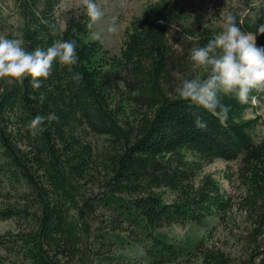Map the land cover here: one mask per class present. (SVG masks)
<instances>
[{
  "label": "trees",
  "instance_id": "trees-1",
  "mask_svg": "<svg viewBox=\"0 0 264 264\" xmlns=\"http://www.w3.org/2000/svg\"><path fill=\"white\" fill-rule=\"evenodd\" d=\"M14 2L28 51L75 40L79 59L71 71L54 62L38 89L30 78H0V222L9 224L0 264H264V135L261 116H246L264 90L245 104L220 93L230 109L224 122L176 91L205 75L190 49L222 29L158 0L113 53L89 38L83 7L60 13L62 0ZM231 15L245 32L264 24L253 7ZM4 19L0 9V35ZM256 37L264 46V34ZM37 114L52 119L33 135L26 125ZM216 160L237 165V197L204 173ZM188 223L206 234L182 241L173 227Z\"/></svg>",
  "mask_w": 264,
  "mask_h": 264
},
{
  "label": "clouds",
  "instance_id": "clouds-1",
  "mask_svg": "<svg viewBox=\"0 0 264 264\" xmlns=\"http://www.w3.org/2000/svg\"><path fill=\"white\" fill-rule=\"evenodd\" d=\"M80 2L91 23L103 17L104 13L94 0ZM223 21L221 32L204 46L190 49L188 59L197 68L203 69L205 75L183 79L176 90L180 99L189 101L221 122L228 119L230 109L221 102L220 93L234 95L239 103L245 104L254 89L264 90V46H258L256 41L258 34H264V24L258 26L256 33H251L242 31L236 17L231 14L224 16ZM50 27L55 30V25ZM107 31H116L115 19ZM93 38L100 39L99 33H93ZM78 59L75 40H56L46 48L38 46L28 51L22 40L0 35V78L21 82L30 78L32 88H40L41 81L52 75L54 62L69 66L71 71V66L76 65ZM72 79L79 82L83 76L73 73ZM193 116L195 126L205 130L207 121L198 112H194ZM46 119L52 117L37 114L26 128L35 135L43 131Z\"/></svg>",
  "mask_w": 264,
  "mask_h": 264
},
{
  "label": "rangeland",
  "instance_id": "rangeland-1",
  "mask_svg": "<svg viewBox=\"0 0 264 264\" xmlns=\"http://www.w3.org/2000/svg\"><path fill=\"white\" fill-rule=\"evenodd\" d=\"M158 0H94L100 6L103 17L91 23L90 39L93 38V33H99L98 39L107 49L113 53H119L123 47L125 40V32L134 18L142 17L145 13L146 6L149 3ZM177 2L190 16V18L198 24H210L214 28L223 30V18L236 9L239 12H248L253 7L256 11L264 12V0H167ZM82 7L80 0H62L59 12H66L70 9ZM0 9H2L4 19V30L2 36L8 38L20 39V31L18 26L21 21L17 12L14 0H1ZM83 9V8H82ZM84 10V9H83ZM115 19V32H108V27ZM97 40V39H95ZM257 41V37H256ZM258 45V42H257ZM256 111L249 110L246 114L247 117L261 116L260 125L258 126L257 133L259 136L264 135V102H259L255 99ZM237 165L227 163L223 160H216L210 165L205 167L204 173L212 174L213 177L222 185V187L231 195L238 196V188L235 185L234 179L236 177L235 171ZM230 175V179L227 177ZM172 195L168 196L171 200ZM235 226V224H233ZM9 228V224L0 222V232ZM174 232L182 241H187L190 238H196L199 235H205L206 229L197 225L188 223L186 225H175ZM218 233H214L213 241L219 243Z\"/></svg>",
  "mask_w": 264,
  "mask_h": 264
}]
</instances>
